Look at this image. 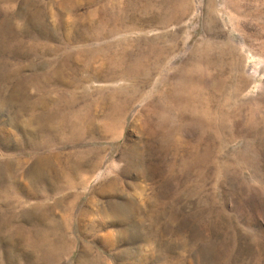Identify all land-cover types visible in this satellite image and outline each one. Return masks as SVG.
I'll list each match as a JSON object with an SVG mask.
<instances>
[{
	"label": "rangeland",
	"instance_id": "obj_1",
	"mask_svg": "<svg viewBox=\"0 0 264 264\" xmlns=\"http://www.w3.org/2000/svg\"><path fill=\"white\" fill-rule=\"evenodd\" d=\"M0 193V264H264V0H0Z\"/></svg>",
	"mask_w": 264,
	"mask_h": 264
},
{
	"label": "bare ground",
	"instance_id": "obj_2",
	"mask_svg": "<svg viewBox=\"0 0 264 264\" xmlns=\"http://www.w3.org/2000/svg\"><path fill=\"white\" fill-rule=\"evenodd\" d=\"M184 2V1H183ZM183 4V3H182ZM183 6V5H182ZM179 7V6H178ZM184 7V6H183ZM209 8H211V7H209ZM208 8V9H209ZM180 9V8H179ZM178 9V10H179ZM182 9V8H181ZM180 9V10H181ZM183 11H185V10H183ZM182 11V12H183ZM208 12H211V14H212V11H207V13ZM214 12V11H213ZM181 13V12H180ZM175 14V13H174ZM182 14V13H181ZM172 15V14H171ZM183 15V14H182ZM185 16V15H184ZM209 18V17H208ZM214 19V18H213ZM209 24L210 23H208V26H209ZM211 25V24H210ZM213 28V27H212ZM66 61V60H65ZM68 61V60H67ZM53 62H55V61H53ZM52 62V63H53ZM62 63V62H61ZM59 63H57L56 62V64L55 65H58ZM69 64V63H68ZM51 65H53V64H51ZM52 66V68L53 67H56V66ZM60 65V64H59ZM58 65V66H59ZM65 65H66V63H65ZM63 66H64V64H63ZM60 67H62V66H60ZM55 69V68H54ZM59 69H61V68H59ZM54 72V71H53ZM56 72H57V70H56ZM48 75V74H47ZM46 75V76H47ZM50 75V74H49ZM48 75V76H49ZM42 78V77H41ZM42 79H44V78H42ZM46 79V78H45ZM51 79V78H50ZM49 79V80H50ZM56 79V78H55ZM41 80V79H40ZM40 80H38V81H40ZM47 80V79H46ZM54 80V79H53ZM34 81V80H33ZM51 81V80H50ZM43 82V81H42ZM41 82V83H42ZM48 89V88H47ZM49 90V89H48ZM51 91V90H50ZM46 94H48V92L46 93ZM46 94H45V97H46ZM49 94H50V92H49ZM17 95V94H16ZM41 95H43V94H41ZM40 95V96H41ZM38 96V95H37ZM44 96V95H43ZM39 97V96H38ZM37 97V98H38ZM42 97V96H41ZM40 97V98H41ZM48 97V96H47ZM16 98V97H15ZM25 98V97H24ZM44 98V97H43ZM51 98V97H50ZM53 98V97H52ZM23 99V98H22ZM47 99V98H46ZM54 99V98H53ZM53 99H50V100H53ZM18 100V99H17ZM40 102H42V100L41 99H38ZM55 100V99H54ZM24 101V100H23ZM37 101V100H36ZM35 101V102H36ZM45 101H47V100H45V98H44V102ZM43 102V103H44ZM51 102H53V101H51ZM55 102V101H54ZM23 103V102H22ZM38 103V102H37ZM42 103V104H43ZM47 103V102H46ZM50 103V102H49ZM21 104V103H20ZM54 104V103H53ZM26 105V104H25ZM44 105V104H43ZM48 106V105H47ZM26 107V106H25ZM36 108V107H35ZM48 109V108H47ZM115 114V113H114ZM113 114V115H114ZM116 117V116H115ZM38 118H40V116L38 117ZM45 118V117H44ZM39 120V119H38ZM46 120V119H45ZM49 120V119H48ZM50 121L52 122V120L50 119ZM49 121V122H50ZM40 122H41V119H40ZM44 122V121H43ZM47 122V121H46ZM71 122H72V120H71ZM71 122H69V123H71ZM21 123V122H20ZM60 123V124H59ZM57 125H58V127H64V124H65V120L63 121L62 120V122H59ZM24 124V123H23ZM29 124V123H28ZM76 124H78V123H76ZM52 125H53V122H52ZM52 125H50V126H52ZM41 126V125H40ZM82 126V125H81ZM30 128V127H29ZM75 128H76V126H75ZM39 130V129H38ZM70 130V129H69ZM60 132V131H59ZM37 133V132H36ZM69 138V137H68ZM68 138H66V139H68ZM70 141H72V140H70ZM74 141V140H73ZM51 148V147H50ZM83 152H84V150H83ZM92 152V151H91ZM49 153V152H48ZM55 153V152H54ZM79 153H81V152H79ZM84 153H86V154H84ZM83 154H84V156H87V155H91L90 154V150L89 151H87V152H84ZM82 154V153H81ZM83 154L80 156V157H82L83 158ZM93 154V153H92ZM80 155V154H79ZM68 156V155H67ZM55 157L56 158H52L51 157V155H44L43 157H40L39 159H38V161H37V163H36V166L34 167V169H33V171H31L30 172V170L27 172L26 171V175H27V179H29V181H34V179H37V178H39V177H43L44 179H46V180H49V181H52V182H57V181H60V183H61V178L63 177H66L67 175H74V174H76V171L78 170V168H80L81 166H83L84 165V163H85V161H80L81 160V158H79L78 156V159H73V160H71V155H69V157L67 158H65V160H63V158H61L62 157V155L61 154H55ZM74 157H76V156H74ZM90 157V156H89ZM56 159V160H55ZM61 159V160H60ZM85 160H86V158H85ZM55 161V162H54ZM89 161V160H88ZM92 161V160H91ZM58 162V163H57ZM93 162H94V160H93ZM93 164V163H92ZM133 168V167H132ZM139 168V167H138ZM137 169V168H136ZM127 173V172H126ZM88 174V173H87ZM84 175V174H83ZM83 175H82V177L81 178H83ZM25 176V175H24ZM84 177H86V176H84ZM75 178H77L76 176H75ZM90 178V177H89ZM43 179V180H44ZM88 179V178H87ZM11 180V179H10ZM66 180V179H65ZM79 180V179H78ZM84 180V179H83ZM82 180V181H83ZM12 183H13V181H12ZM63 184H65V182L63 183ZM68 184V183H67ZM77 184V183H76ZM33 185V184H32ZM60 185V184H59ZM80 185V184H79ZM66 186V185H65ZM77 188V187H76ZM2 190V189H1ZM79 190V189H78ZM10 191V190H9ZM71 191H73V190H71ZM75 191H77V190H75ZM7 193V192H6ZM0 194H2V193H0ZM24 194H27V195H29V194H32L30 191H26V192H24ZM80 194V193H79ZM1 196V195H0ZM4 196V195H3ZM62 198H64V197H62ZM129 198V197H128ZM14 200V199H13ZM64 200H66V199H64ZM11 201V200H10ZM18 201V200H17ZM59 201H61V200H59ZM1 202V201H0ZM19 202H21V201H19ZM134 203V202H133ZM2 205V204H1ZM22 205V204H21ZM131 206V205H130ZM135 210V209H134ZM4 212V211H3ZM6 213V212H5ZM12 214V213H11ZM9 216V215H8ZM12 216V215H11ZM10 216V217H11ZM27 217V216H26ZM17 219H19V218H17ZM16 219V220H17ZM5 220V219H4ZM15 219L14 220H9L8 222H7V220H6V222L3 224V225H5V227L9 230V233H7L8 234V241L7 242H10L12 245H14L15 247H17L18 245H20V246H22L23 248L24 247H27V246H30V247H32L33 249H41V251H38L36 254H37V257H36V263L35 264H46L47 262H50V261H55L56 259H58V257L60 258V254H63V253H61L63 250H65L66 248H67V245H66V241H65V239H64V236H63V232H61V231H59V232H61V233H58V232H53V231H42V232H40L41 230H42V228L41 229H39V231L38 230H33L32 228H30V229H28V227H26L25 225H19L18 224V222H15L16 221ZM64 220V219H63ZM61 221V222H59L58 224H57V227L58 228H61L60 230H64V228H65V222L64 221ZM40 221V220H39ZM67 222V221H66ZM1 223V222H0ZM50 224V223H49ZM2 225V226H3ZM53 225V224H52ZM51 225V226H52ZM46 227H47V225H46ZM45 227V228H46ZM54 227V226H53ZM56 227V228H57ZM5 228V229H6ZM49 228V227H48ZM0 229H3V228H0ZM7 230V231H8ZM51 230V229H50ZM53 230V229H52ZM54 230H56L55 228H54ZM66 230H68L67 229V227H66ZM0 231H2V230H0ZM4 231V230H3ZM4 234H5V232H3ZM2 233V234H3ZM1 234V235H2ZM4 236V235H3ZM5 237V236H4ZM6 238V239H7ZM13 246V247H14ZM68 250V249H67ZM86 250H88L87 249V247H84V252L86 251ZM12 253V252H11ZM85 254H86V252H85ZM84 255V254H83ZM86 256V255H85ZM81 261H83L82 260V255H81ZM92 261V260H91ZM84 262V261H83Z\"/></svg>",
	"mask_w": 264,
	"mask_h": 264
}]
</instances>
